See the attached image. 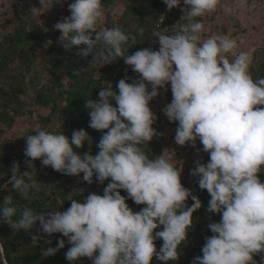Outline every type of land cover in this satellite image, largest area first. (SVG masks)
<instances>
[{"label":"clouds","instance_id":"1","mask_svg":"<svg viewBox=\"0 0 264 264\" xmlns=\"http://www.w3.org/2000/svg\"><path fill=\"white\" fill-rule=\"evenodd\" d=\"M56 2L39 0L30 12L40 18ZM163 2L171 11L182 0ZM183 4L181 22L173 34L160 31L165 15L156 21L152 36L159 50L144 48L130 54L126 53L136 43L134 36L120 27L98 29L104 18L102 0H73L68 5L71 14L54 25L61 33L58 42L64 41L67 50L84 45L78 54L92 56L89 67L123 58L140 74L139 79L130 83L124 77L116 85L118 91L110 83L101 88L99 99L87 101L89 127L107 130L97 144V154L81 155L75 150L86 141L91 143L85 129L73 130L69 137L63 131L36 128L35 134L26 136L24 149L25 164L33 171L21 172L16 163L7 184L27 198L30 185L25 178L35 176L33 161L38 158L43 166L88 183L94 176L101 184L109 178L111 182L102 195L92 192L84 202L71 199L64 211L38 213L14 206L7 195L0 205V222L15 232L32 229L39 222L44 233H62L72 245L65 258L73 264L81 257L90 258L92 264H153L154 259L168 264L179 259L202 201L181 182L183 169L177 166L174 150L166 148L150 158L141 146L158 134L150 102L170 82L173 98L162 111L170 122H178L176 144L191 142L195 147L199 139L201 150L209 154L207 163L196 161L191 174L210 195L208 211L221 214L219 222L209 224L213 235L206 237L202 255L191 264L264 262V257L262 262L254 259L264 253V181L258 175L264 170V107H257L264 105V78L253 79L252 51L230 58L237 47L230 33L204 36L206 21L198 18H206L218 6L231 14L232 7L221 0H183ZM111 11L120 14L118 7ZM139 32L143 34V29ZM52 43L47 40L45 46ZM120 189L126 190L127 197ZM127 199L146 206L133 211ZM160 226L162 230L155 231ZM40 239L33 233L31 242ZM157 239L163 240L159 249ZM65 243L59 239L56 247L44 248L42 255H54ZM0 262L7 264L3 244Z\"/></svg>","mask_w":264,"mask_h":264},{"label":"trees","instance_id":"2","mask_svg":"<svg viewBox=\"0 0 264 264\" xmlns=\"http://www.w3.org/2000/svg\"><path fill=\"white\" fill-rule=\"evenodd\" d=\"M72 2L73 0H58L38 18L31 14L30 9L39 6V0H10V10L4 12L8 16L0 19V205L3 204L5 196L11 195L14 206L21 208L27 206L38 213L49 210L64 211L70 207L71 199H80L84 202L92 192L102 195L104 187L111 182L109 178L101 184L94 176L93 182L88 183L82 181L80 176L67 175L54 170L51 166H43L41 159L38 158L33 161L35 176L31 180L25 178L26 183L30 185L27 198L7 184L14 164H19L21 172L33 171L25 164L28 158L24 154V149L26 136L35 134L36 128H31L19 138L8 136L7 131L17 118L25 115L37 116L39 128L57 133L63 131L69 137L73 130L85 129L89 133L91 143L86 141L83 148L75 150L81 155L88 151L95 155L99 151L97 144L103 132L107 130L89 127L87 101L99 99L98 93L101 88L110 83L118 91L116 85L124 77H128L130 83L139 79L140 74L125 64L123 58H117L104 65V61L101 60L95 66L89 67L92 56L85 58L78 54L79 48L85 47L84 45L73 46L71 50H67L63 46L64 41L58 42L61 33L54 29V25L71 14L68 5ZM102 6L104 23L99 24L98 29L120 27L135 37L136 43L128 48L126 54L144 48L158 50L157 38L152 36L156 30V21L164 14L166 19L159 28L160 31L169 32L171 35L178 27L176 23L180 21L181 8L184 7L173 8L171 11L178 16L171 20L173 13L167 9L163 0H102ZM114 7H122L123 10L119 15H113L111 10ZM141 28L143 34L139 32ZM246 28L249 27L246 25ZM47 40H52L53 43L45 46ZM129 43L131 44V41ZM250 72L254 80L264 78V37L262 44L254 51ZM164 88L165 94L169 95L170 82ZM154 102L153 99L150 107L157 117L153 127L158 134L151 142L141 145L150 158H155V155L160 154L168 145L164 119L161 111L153 108ZM112 103L115 106L114 99ZM35 106L46 109L47 113H37L33 108ZM164 121L169 124L177 123L170 122L169 119ZM195 148L201 155L200 161L207 163L209 154L201 150L203 145L199 139ZM177 166L181 168V161ZM195 167L196 163L190 161L185 168H181L183 169L181 182L193 195L200 198L202 206L194 213L195 221L189 230L187 242L182 245L180 258L168 264H191L194 257L201 256L206 237L213 235L209 224L219 222L221 219V214L208 211L210 195L207 190L200 189L198 177L191 174ZM258 175L264 181V170ZM119 191L127 197L126 190ZM126 202L133 211H140L146 206L138 205L132 199H127ZM186 203L189 206L193 203L191 197ZM162 228L163 226H160L155 231ZM33 233L41 237L35 244L31 242ZM61 238L66 241L65 247L54 255L44 257L42 250L46 247H56ZM0 244L4 246L7 264H73L65 258L66 251L72 246L67 243V237H63L62 233H44L39 227V222L32 229L19 232H15L8 223L0 222ZM155 244L159 249L163 240L157 239ZM262 257L264 253L257 254L254 259L262 262ZM74 264H92V260L81 257ZM153 264L163 262L154 259Z\"/></svg>","mask_w":264,"mask_h":264},{"label":"rangeland","instance_id":"3","mask_svg":"<svg viewBox=\"0 0 264 264\" xmlns=\"http://www.w3.org/2000/svg\"><path fill=\"white\" fill-rule=\"evenodd\" d=\"M231 3H232L231 5L236 4L238 8V11L236 12L235 10L233 12V15H231L232 23L230 25H226L224 24V22L222 24L220 23L218 26L215 27V30L218 29L215 33L216 34L228 33V31H223V30H229L231 37L237 41V47L233 50L232 53L229 54L230 58L231 56L235 54H239L241 51H252L254 55V51L262 44L263 37H264V0H250L248 3H247V0H233V2ZM255 3H257V5H260V7H256L257 5H255ZM9 6H10V0H0V19H4L5 17L8 16V14H4V12H6L7 9L10 10ZM255 8L256 9L261 8L260 9L261 11L257 12L258 16L254 15L255 17L252 19L250 18L251 15H249V10L250 9L255 10ZM119 9L121 13L123 8L120 7ZM172 13L173 14H171V20H174L178 15L174 14V11ZM244 13L247 19L250 20V23H245L244 20L241 21L240 17H243ZM209 14H212V13H209ZM182 15L183 13L180 14L181 17ZM181 17L178 23L181 22ZM198 19H201V18H198ZM204 19L206 21V32L204 33V36L207 37V36L212 35V31H210L208 27V22L210 21V24H211V20L213 18L210 20V18H208V15H207V18H204ZM103 23H104V18L102 22L100 23V25H103ZM178 23H176L177 26H179ZM246 25L249 27L248 29L246 28ZM219 30H222V31H219ZM172 98L173 97H172V92H171V84H170V94L169 95L165 94V88L162 87L159 90V95L156 98H154L155 102L153 104V108L155 110L158 109L161 111L162 118L164 120L168 118L164 114L162 109L166 105L171 103ZM33 108L34 110H36L37 113L38 112L42 114L47 113L46 109L40 108L38 106H35ZM164 120H163L164 127H165L164 129L166 132L165 136L168 141V145L166 148L174 150V152L176 153V159H177L176 163H179V161H181V168H185V166L190 161L196 163L197 160H200L201 155L197 153V149L193 147L190 142L189 144L183 145V146L176 144L175 134H176V128L178 126V122L174 124H171V123L169 124V123H166V121ZM39 127H40V123H39V119L37 116L25 115V116H21L17 118V120L15 121L11 129L7 131V135L10 137L19 138V137H22L31 128H39Z\"/></svg>","mask_w":264,"mask_h":264},{"label":"crops","instance_id":"4","mask_svg":"<svg viewBox=\"0 0 264 264\" xmlns=\"http://www.w3.org/2000/svg\"><path fill=\"white\" fill-rule=\"evenodd\" d=\"M250 0H247V3L249 2ZM231 2H233V0H221V3L223 4H226L227 6H229V7H232L233 9H234V11L236 10V12L238 11V8H237V5L236 4H233V5H231L232 3ZM246 3V4H247ZM245 4V5H246ZM255 5H257V3H255ZM236 6V7H235ZM235 7V8H234ZM261 9V8H260ZM260 9H256L255 8V10H249V15H251V17L250 18H254L256 15L258 16V13L257 12H259V11H261ZM233 11V12H234ZM233 12L231 13V14H225L224 12H223V10L218 6L217 7V9H216V11H214V12H212V14H208V18H210V20H211V24H210V21L208 22V27H209V30L210 31H212V34H216L215 32L218 30V29H216L215 30V27L216 26H218L220 23L222 24L223 22H224V24H226V25H230L232 22H231V15H233ZM257 13V14H256ZM255 15V16H254ZM207 18V17H206ZM241 18V21H245V23H250V20L249 19H247V17H246V15H245V13L243 14V17H240ZM201 19H204V18H201ZM227 22V23H226ZM213 23H215V24H213ZM219 31H222V30H219ZM223 31H228V33H230L229 32V30H223Z\"/></svg>","mask_w":264,"mask_h":264},{"label":"built area","instance_id":"5","mask_svg":"<svg viewBox=\"0 0 264 264\" xmlns=\"http://www.w3.org/2000/svg\"><path fill=\"white\" fill-rule=\"evenodd\" d=\"M183 6L185 7V5L183 4V0H182L181 4H180L179 6H177L176 9H177V8L180 9V8L183 7ZM163 15H164V14H163ZM159 26H160V25H159Z\"/></svg>","mask_w":264,"mask_h":264}]
</instances>
